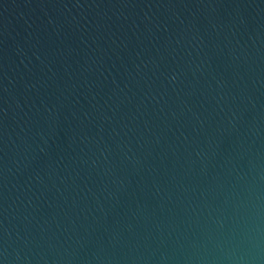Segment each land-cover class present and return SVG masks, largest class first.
Masks as SVG:
<instances>
[{"label": "water", "instance_id": "obj_1", "mask_svg": "<svg viewBox=\"0 0 264 264\" xmlns=\"http://www.w3.org/2000/svg\"><path fill=\"white\" fill-rule=\"evenodd\" d=\"M0 264H264V0H0Z\"/></svg>", "mask_w": 264, "mask_h": 264}]
</instances>
